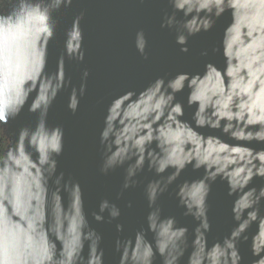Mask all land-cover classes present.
<instances>
[{
	"label": "clouds",
	"instance_id": "1",
	"mask_svg": "<svg viewBox=\"0 0 264 264\" xmlns=\"http://www.w3.org/2000/svg\"><path fill=\"white\" fill-rule=\"evenodd\" d=\"M73 2L0 0V264H106L102 235L92 223L121 218V208L104 197L89 212L81 183L58 171L65 129L49 124V112L67 92V111L75 115L89 77L83 70L77 87L65 70L66 61L85 60L84 11L64 27L62 51L49 68L58 14ZM166 2L170 11L160 28L174 33L182 54L190 38L227 17L210 48L221 63L206 59L200 71L166 73L107 104L98 173L122 171L116 200L143 184L147 208L144 223L129 235L121 236L124 224L115 223V264H264V0ZM133 47L148 59L144 30L135 32ZM199 56L208 58L209 49ZM25 111L34 123L12 131ZM187 169L202 173L180 181ZM147 173L153 178L144 183ZM218 180L231 201L232 227L210 243L208 201ZM166 193L191 217V231L163 214ZM241 245L249 257L241 255Z\"/></svg>",
	"mask_w": 264,
	"mask_h": 264
},
{
	"label": "water",
	"instance_id": "2",
	"mask_svg": "<svg viewBox=\"0 0 264 264\" xmlns=\"http://www.w3.org/2000/svg\"><path fill=\"white\" fill-rule=\"evenodd\" d=\"M80 11L85 16L81 22L84 30L85 60L77 64L66 61V77H71L73 85L79 86L83 70L89 71L87 89L81 100L78 111L72 115L67 111V92L58 94L49 112V124H62L65 129V148L59 158L58 171L65 176L71 175L81 183L85 192L86 209L91 212L98 209L102 197L115 202L121 208L120 221L112 224L92 223V226L102 235V247L105 249L106 264H115L112 255L114 240L117 237L115 223L124 224L121 236L129 235L144 223L147 212L143 197V184L135 189H129L120 200L116 193L122 183V171L101 176L98 173L99 156L98 133L102 127L105 109L115 94L126 90H140L150 81L166 73L175 75L179 71L197 72L203 67L206 59L221 63L219 57H212L210 48L218 41L227 17L217 21L209 33H202L189 39L188 53L179 52L174 43L175 35L167 29H161V17L165 11H170L166 0H74L73 5L58 14L56 38L49 46V68L54 70L56 59L63 47V30L71 24L72 18ZM179 18V16H178ZM144 30L148 39V59L144 60L133 47V37L136 31ZM209 49V57L201 58L199 53ZM178 100L185 101L184 96ZM191 110L186 109L185 119L190 118ZM35 117L26 111L12 125V131L19 127L34 123ZM256 146V145H254ZM260 147V146H256ZM201 172L194 173L190 169L182 173L180 181L198 177ZM147 173L144 183L152 179ZM177 181V182H180ZM261 181L254 180L253 185L259 186ZM169 192L173 191V188ZM132 208H126L127 202ZM209 218L212 230L209 242L227 235L232 227L230 207L231 201L226 197V187L219 180L212 186L209 196ZM164 215H173L180 225L188 226L191 231V217H184L182 208L177 207L174 195L165 194L160 198ZM106 215V214H105ZM252 231H255L253 226ZM150 238V237H149ZM241 255L249 257L246 245H241Z\"/></svg>",
	"mask_w": 264,
	"mask_h": 264
}]
</instances>
